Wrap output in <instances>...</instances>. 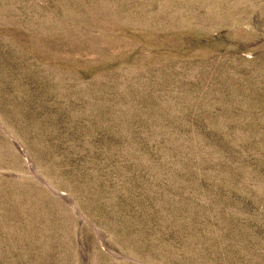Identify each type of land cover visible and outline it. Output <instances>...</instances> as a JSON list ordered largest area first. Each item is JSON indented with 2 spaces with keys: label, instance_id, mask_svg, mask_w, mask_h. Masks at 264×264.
Masks as SVG:
<instances>
[{
  "label": "rangeland",
  "instance_id": "374dc122",
  "mask_svg": "<svg viewBox=\"0 0 264 264\" xmlns=\"http://www.w3.org/2000/svg\"><path fill=\"white\" fill-rule=\"evenodd\" d=\"M0 264H264V0H0Z\"/></svg>",
  "mask_w": 264,
  "mask_h": 264
}]
</instances>
